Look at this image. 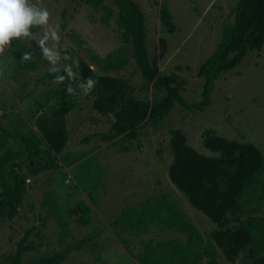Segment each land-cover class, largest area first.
I'll list each match as a JSON object with an SVG mask.
<instances>
[{
    "label": "rangeland",
    "instance_id": "1",
    "mask_svg": "<svg viewBox=\"0 0 264 264\" xmlns=\"http://www.w3.org/2000/svg\"><path fill=\"white\" fill-rule=\"evenodd\" d=\"M237 1L130 0L142 16L149 61L160 75L174 73L184 80L181 96L186 104L195 106L202 101L203 81L196 77L198 68L215 49L222 28L231 23ZM29 3L46 9L49 17L47 25L31 28V37L12 41L17 49L12 50L13 55L5 53L11 44L0 53L2 124L10 132L9 114L17 117V122H34L40 111H45L42 103L57 84H62L64 93V80H68L66 88L73 102L88 106L94 92L79 79L71 55L83 58L99 74L102 69L92 59L101 61L126 44L124 31L116 23L117 9L109 0L94 5L77 4L76 0ZM163 6L174 26L172 33L160 24ZM26 62H34L36 68L25 69ZM108 75L127 83L133 98L151 101L158 96L153 85L143 84L130 55L123 68ZM49 104L51 100L46 106ZM26 121L20 130L33 127ZM169 129L182 131L186 144L206 156L211 154L202 147L200 138L205 129L253 144L264 154V45L259 52H248L233 70L219 75L201 111L196 107L183 110L174 104L156 128L144 123L110 142L90 139L79 145L69 141L64 149L72 158L69 167L63 166L59 173L27 176L22 205L32 206L34 228L28 240L38 247L23 255L24 264H36L46 255L59 256L65 251V258L57 264H139L146 245L172 240L184 243L186 234L141 218V207L136 208L135 215L130 212L160 195L168 196L183 210L185 221L198 229L204 244L214 225L189 207L167 178ZM7 146L12 151L19 149L12 140ZM61 179L69 187L62 188ZM259 193L262 198L256 216L264 219V188ZM9 223L0 220V258L12 253L23 236L20 228L8 227ZM206 261L204 258L200 264ZM215 261L227 264L218 256Z\"/></svg>",
    "mask_w": 264,
    "mask_h": 264
},
{
    "label": "trees",
    "instance_id": "2",
    "mask_svg": "<svg viewBox=\"0 0 264 264\" xmlns=\"http://www.w3.org/2000/svg\"><path fill=\"white\" fill-rule=\"evenodd\" d=\"M101 1L76 0L77 4L84 5ZM109 1L117 9L116 23L124 31L125 46L101 61L92 59L102 69L99 74L83 58L71 55L79 79L85 85L93 81L94 98L88 106L73 102L66 88L68 80H64V93L60 90L61 83L55 86L59 91L50 90L42 103L46 109L40 111L34 122L25 119L17 122V117L9 114L10 132L2 124L5 114L0 104V150L3 151L0 154V220L10 222L8 227L20 228L19 233L23 235L12 253L2 255L0 264H24L23 255L37 250L38 246L28 240L34 228L33 209L31 205H22L25 178L43 172L59 173L63 166L69 167L72 158L64 152L69 141L79 145L90 139L110 142L116 136L140 129L144 123L156 128L174 104L183 110L196 107L201 111L219 75L233 70L248 52H259L264 45V0H238L232 9L231 23L222 28L218 44L198 68L196 77L203 81L202 101L193 106L186 104L181 96L184 80L174 73L160 75L156 65L149 61L142 16L136 5L130 0ZM159 19L161 26L172 33L174 26L165 6ZM13 49L14 44H11L5 53L13 55L17 51ZM128 55L143 84H151L156 89L158 96L151 101L133 98L132 88L127 83L108 75L123 68ZM34 62H26L25 69L36 68ZM49 100L52 104L46 106ZM86 108L90 109L89 113ZM24 121L33 127L29 125L27 131L20 130ZM168 133L171 161L167 178L189 207L209 220L214 229L210 230L204 245L198 229L185 221L183 210L173 200L166 195L148 199V203L137 205L130 212L135 215L136 208L141 207V218L186 234V241L146 245L138 263L200 264L205 258L207 264H217L215 258L218 256L227 264L239 261L240 264H264V219L256 216L262 198L259 192L264 188V154L253 144L227 139L212 129H205L200 138L202 147L211 154L206 156L189 147L186 136L179 129H169ZM9 140L17 142L19 149L9 150ZM60 183L62 188L69 187L65 179ZM83 206L82 202L79 208ZM66 253L46 255L35 263L57 264Z\"/></svg>",
    "mask_w": 264,
    "mask_h": 264
},
{
    "label": "clouds",
    "instance_id": "3",
    "mask_svg": "<svg viewBox=\"0 0 264 264\" xmlns=\"http://www.w3.org/2000/svg\"><path fill=\"white\" fill-rule=\"evenodd\" d=\"M46 9L29 3V0H0V53L12 43L31 37V28L47 25ZM93 81H89L91 87Z\"/></svg>",
    "mask_w": 264,
    "mask_h": 264
}]
</instances>
